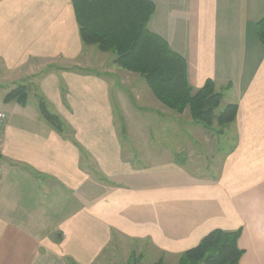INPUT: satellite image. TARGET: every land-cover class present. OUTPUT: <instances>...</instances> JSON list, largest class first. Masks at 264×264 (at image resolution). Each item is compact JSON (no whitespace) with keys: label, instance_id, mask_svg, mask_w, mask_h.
I'll return each instance as SVG.
<instances>
[{"label":"crops","instance_id":"0c3cea01","mask_svg":"<svg viewBox=\"0 0 264 264\" xmlns=\"http://www.w3.org/2000/svg\"><path fill=\"white\" fill-rule=\"evenodd\" d=\"M153 2L148 28L186 59L191 86L210 78L237 104L217 173L195 177L167 149L159 164L135 166L129 125L115 116H133L130 97L148 98L142 82L114 78L109 51L82 42L71 0H0V264H177L216 228L240 229L238 264H264V0ZM18 85L25 104L5 101ZM41 99L67 131L43 118ZM158 126L167 131L132 124L145 161ZM194 128L211 148L209 129Z\"/></svg>","mask_w":264,"mask_h":264},{"label":"trees","instance_id":"16d2710c","mask_svg":"<svg viewBox=\"0 0 264 264\" xmlns=\"http://www.w3.org/2000/svg\"><path fill=\"white\" fill-rule=\"evenodd\" d=\"M79 36L84 44H94L100 51H112L113 62L119 67L138 73L153 96L164 106L182 113L189 110L191 118L207 129L216 122L222 127L234 121L237 104L227 103L215 112L223 98L208 78L194 88L187 78L186 59L173 50L166 39L148 28L155 10L153 0H71ZM256 37L264 45V11L255 22ZM5 101L25 104L26 87L18 85L8 91ZM43 118L63 133L67 128L57 114L39 101ZM240 229H212L200 241L178 256L177 264H238L243 249L237 240ZM74 264V263H71ZM131 264H139L132 261ZM154 264H162V259Z\"/></svg>","mask_w":264,"mask_h":264},{"label":"rangeland","instance_id":"374dc122","mask_svg":"<svg viewBox=\"0 0 264 264\" xmlns=\"http://www.w3.org/2000/svg\"><path fill=\"white\" fill-rule=\"evenodd\" d=\"M104 56L105 58H107V56L114 58V53L112 51H109V53H105ZM116 68L117 77L115 76L114 78H120L119 76H122L123 78H129L128 80H131V82L134 83L142 82L141 84L146 94H148V98L146 100L143 98L134 100L137 106L132 103L130 97L131 94H129L128 96L130 98L128 99V101L130 102V108L134 111V114L132 113L133 116H131V118L127 115L115 116V123L118 126L122 127V124L129 125L127 135L130 138L128 140L133 143L132 146L138 153V156L130 158L131 160L138 162L134 165L137 167H149L150 165H157L159 164V161L161 159L165 158L161 156V153L163 154V151H161V149H164V151L165 149H167L171 152V154L176 152V159L184 161L183 169H185V171L189 172L193 176L199 178H208L213 174H216L220 157L223 155V153H225L227 147L229 146V144L226 142V136L220 135V132H218L219 126L216 124V122L212 126L213 129H209V131L207 132V134H209V136L211 137V139L209 138L211 141V148L208 149L204 142V137L199 133L194 132L195 125H197L198 128L203 127V125L201 123H196L191 118V115L189 114L188 110L186 113L179 115L178 112L164 106L153 96L149 87L142 80L138 73L123 69L118 65H116ZM133 97L134 95H132V98ZM224 105L225 104L222 100L216 108L215 112L218 113L220 110H222ZM156 107L158 109L163 108L165 112L164 115H157L154 110ZM145 108L150 110L146 111ZM176 115L179 118V121L172 120V117H175ZM133 118H135L134 121ZM146 118L148 119V121H145ZM150 121L153 122L155 125H159L160 123L165 124L167 131L164 130L165 128L161 130V127L159 126L157 132L155 130L151 131L150 145H152L153 149L157 150V154L152 155L149 161H145V158L141 157L139 154V150L141 149L139 147L140 145H142L139 140L140 137L138 136L139 132L132 128V124L134 122L143 123ZM170 125H173V127H171ZM222 131H225V126L222 127ZM121 134L125 135L124 132H121ZM229 136H232V134H229ZM230 139L231 138L228 137L227 140ZM190 147L194 150V153L192 155L191 153H189ZM129 250L131 249H127V252H129ZM117 257L120 258V263H123V258H121L123 256L117 255ZM136 263L138 262L136 261ZM129 264H131V262Z\"/></svg>","mask_w":264,"mask_h":264},{"label":"built area","instance_id":"2783aa9c","mask_svg":"<svg viewBox=\"0 0 264 264\" xmlns=\"http://www.w3.org/2000/svg\"><path fill=\"white\" fill-rule=\"evenodd\" d=\"M5 119H6V113L4 111H0V135Z\"/></svg>","mask_w":264,"mask_h":264}]
</instances>
